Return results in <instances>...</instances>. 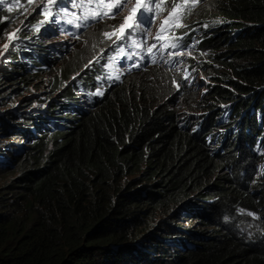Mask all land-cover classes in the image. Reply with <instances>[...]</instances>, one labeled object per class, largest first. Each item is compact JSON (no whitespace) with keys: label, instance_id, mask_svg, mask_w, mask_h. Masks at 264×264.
Listing matches in <instances>:
<instances>
[{"label":"trees","instance_id":"16d2710c","mask_svg":"<svg viewBox=\"0 0 264 264\" xmlns=\"http://www.w3.org/2000/svg\"><path fill=\"white\" fill-rule=\"evenodd\" d=\"M206 4L262 25L238 30L245 36L232 44V72L208 88L206 99L219 103L189 119L200 130L182 127L179 112L155 100L145 86L156 80L142 71L78 112L46 109V119L30 100L35 93L8 105L42 77L55 97L72 99L59 79L70 82L93 46L57 60L58 43L46 42L53 16L45 21L27 0L0 4V38L13 29L0 63V264H264V239L243 241L232 221L239 206L264 213V181L250 185L253 146L264 144V48L252 43L264 39V0ZM208 26L214 31L201 47L231 31L216 20ZM214 136L224 138L221 148ZM180 216L194 223L184 226Z\"/></svg>","mask_w":264,"mask_h":264},{"label":"clouds","instance_id":"9594fccd","mask_svg":"<svg viewBox=\"0 0 264 264\" xmlns=\"http://www.w3.org/2000/svg\"><path fill=\"white\" fill-rule=\"evenodd\" d=\"M207 1L209 0H199L191 11L180 13L182 19L177 20L174 16L169 20L168 24H164V20L169 17V12L171 11L170 4L167 6L162 5L163 11L160 8H156L154 12H146L144 17L139 21L131 18L130 9L133 5L129 4L122 12H126L127 16L130 17L128 24L135 25L132 29V36L117 40L116 35H112L111 37L105 36V33H112L116 30L115 25L102 26L105 24V21L112 19H90L87 21L80 19L83 16L93 15L96 11L95 4L89 5L87 0H83V3H81V0H76L78 6L73 7L71 0H67L61 7L60 14L53 15L56 26L49 37L46 38V42L50 46L58 43L57 46L53 47L57 60L69 55L71 44L79 40L83 34L92 31L91 29L94 30L96 24H101L102 33L98 36V38L100 37L98 44L93 46L89 55L79 65L81 68L73 71L67 77L71 81H63L60 84V88H70L69 92L73 95V98L65 99L61 96L59 97L58 94V98L54 97L58 101L57 106H60L65 112L84 110L91 107L96 102V99L101 98L112 86L128 79L135 73L134 71L138 72L137 70L141 69L140 71L143 72L151 68V71L155 72L153 68L156 66L175 69L179 75L178 81H180L182 86L181 73L189 72L188 84H190L191 79L194 77L193 84L197 78V73H205L206 69L212 68L213 70L208 71L206 74L208 80L203 83L207 86L206 89L208 91L210 85L215 80H219L217 77L218 73L216 74L217 70L222 69L225 64L232 63L236 59V52L232 50L235 45L232 44L239 36H245L243 33H239L240 31L238 30L244 25H262V23L254 24L253 20L242 19L228 14L225 15L223 12L206 11V8H211L209 4L204 5ZM176 3H182V0H176ZM64 7L67 8V15H65ZM52 11L55 13L57 9L53 8ZM221 13H223L221 20H218L216 15ZM69 20H72L73 23L69 24ZM215 20L231 25V31H226L220 42L209 47L202 46V48L203 40L211 36L214 31L208 24ZM237 22H242V25L232 26L233 23ZM76 24H81L82 26L78 28ZM177 24L182 26H176ZM161 25H164L163 31L161 30ZM127 27L128 25L126 24L125 29ZM118 34L119 30H117ZM58 35L59 37H57ZM261 38L263 37L261 36ZM152 45H155V47H152ZM172 45H176V47H172ZM234 57L235 59L231 61ZM132 59L136 61L131 62ZM54 92L56 96L58 91ZM251 109L252 107H249L248 111L250 112ZM39 110H45V118H50L47 116L45 108H39ZM188 110L186 109L183 112L176 111L177 113L179 112V122L182 123L181 125L184 128H186L188 123H192L193 128L200 130V122L190 121L189 119L196 114H200L201 111ZM221 128L223 130L220 131L223 132L228 129L227 125ZM213 132L218 131L214 130L206 133V136L209 138L208 144H211L210 138ZM223 141V137L214 136L213 142L215 146L221 148ZM253 152L257 155V160L251 178V186L258 179L264 181V157H262L264 144L255 143ZM236 209L238 215L232 217V221L236 224L243 241L256 244L261 238L264 239V213L262 210L244 206H239ZM196 222L199 221L196 220ZM201 222H199L200 227H202Z\"/></svg>","mask_w":264,"mask_h":264},{"label":"rangeland","instance_id":"374dc122","mask_svg":"<svg viewBox=\"0 0 264 264\" xmlns=\"http://www.w3.org/2000/svg\"><path fill=\"white\" fill-rule=\"evenodd\" d=\"M67 0H65L66 2ZM34 5V6H33ZM39 5V14L42 13L41 9L43 7V5H40V0H33V2L31 4H29V6L27 8H31V9H35V11L37 10ZM48 7H50V5H48ZM206 11L211 10V8H206ZM223 13L216 15V18L218 20H221V16ZM225 15H227V13H225ZM125 17L127 16L126 12H122L118 17H115L112 20H107L105 21V24L102 25L103 27L106 26H111V25H115L116 30H118V26L124 22ZM214 19V18H213ZM212 19V20H213ZM96 30V34L94 38H89V36H87L86 34H83L79 40L74 41L71 46H70V53H73L75 51L76 48H80L82 46H88V47H92L96 44H98L99 42V38L98 36H100V34L102 33V28L101 27H94ZM12 36H13V29H10L8 31V33H6L4 35L3 38H0V63L6 59V53L7 50L11 48L12 46ZM59 37V35L57 36ZM256 39V40H254ZM253 39V44L257 47V48H264V39H262L260 37L254 38ZM96 40V43H95ZM7 44L8 48L5 49L4 45ZM263 46V47H262ZM246 57H251L250 54L245 53ZM69 57V55H66L65 57V62L67 60V58ZM63 57H61L60 59H62ZM235 59V57L231 60L233 61ZM69 60V59H68ZM135 59H132L131 62H135ZM230 62V61H229ZM227 63V62H226ZM64 64V63H63ZM62 63H59L58 66L56 65L55 67H58L57 70V77L60 74V72L62 71ZM228 65V66H227ZM232 66H230L229 64H225L223 66L222 69H218L216 74H224V73H231L232 72ZM52 69V68H51ZM154 71L156 72H152L151 68L148 70H145L142 72L141 76L143 77H150V75L152 74L151 77L154 78V80H156V83L150 84L147 83L146 84V88L148 90V92L150 93V91L154 92L155 95L154 96L155 100L157 102H164L166 105H169L170 108H173L174 111H179V112H183L186 111V109L188 111L190 110H200L202 114H207L208 111H210L209 109L214 106V104H218L219 101L216 99H206L207 96V89H206V85L203 84L205 81L208 80L207 77V72L208 71H212L213 69H206L205 73L204 72H199L197 73V78L195 80V83L192 84V82L194 81V77L193 79H191L190 84H188L189 82V72H183L181 73V79L183 81V86L181 85L180 81H178V73L175 69H171V68H167V67H163V66H156L155 68H153ZM141 69L137 70L140 71ZM136 72V71H134ZM186 74V75H184ZM128 76V75H127ZM47 78L48 77H42V78H37L34 83L30 84L29 86H27V88H21L20 91H17L15 93L12 94L11 96V100L9 102L8 105H12V102L14 100V102H17V100L22 96V95H30L32 93H35V95L33 96L32 99L30 100H34L33 104L34 106H38L39 108L43 109H52L55 110L57 113L55 114H63V112H65V110L61 109L60 106H53L52 105V99L55 97V92L53 90H50L49 88V84L47 82ZM60 83L61 84L63 81L60 78ZM21 93V94H20ZM166 99V100H165ZM228 100H230L231 102V98H229ZM42 118L38 119V121H40ZM22 139H19V141ZM214 143H212L213 145ZM215 145V144H214ZM262 157H264V153L262 154ZM12 172H15V170H11ZM256 184V182H253L254 186ZM156 216H160L161 213H155ZM181 217V222L184 224H191L194 223L193 218L190 217H185V216H180ZM204 222V221H203ZM204 229L209 227L210 228V224L211 223H202ZM207 232V230H204ZM208 233V232H207Z\"/></svg>","mask_w":264,"mask_h":264},{"label":"snow or ice","instance_id":"6c2138e0","mask_svg":"<svg viewBox=\"0 0 264 264\" xmlns=\"http://www.w3.org/2000/svg\"><path fill=\"white\" fill-rule=\"evenodd\" d=\"M8 0H0V4H5ZM29 4L33 2V0H27ZM72 6L77 7L76 0H71ZM199 2V0H182V3H176V0H87L89 5L95 4L96 11L91 16H83L80 19L87 20H100V19H114L119 16L125 8L132 4L133 6L130 9L131 18L139 21L144 17L146 12H154L156 8H160L163 11L162 5H171V11L169 12V17L164 20V24H168L169 20L175 16L177 20L182 19L180 13L191 11L192 8ZM83 3V0H81ZM65 4V0H40V5H43L41 11L45 16V21H47L53 15H59L61 7ZM51 5L56 8L57 11L53 13L52 8L48 7ZM107 9V10H105ZM12 9L9 8V11ZM65 15H67V10L65 8ZM130 17H125L123 23L118 26L119 34L117 35V30H114L112 33H105V36L111 37L112 35H116L117 40L130 38L132 36V29L135 26L134 24H128V20ZM55 21H53L54 23ZM41 23H44L42 21ZM69 24L73 23L72 20L68 21ZM128 25L127 29H125V25ZM81 24H76V27H81ZM176 26H182L177 24ZM164 25H161V30L163 31ZM18 31V30H17ZM115 42V41H114ZM5 49L8 48V45H4ZM155 47V45H152ZM172 47H176V45H172Z\"/></svg>","mask_w":264,"mask_h":264},{"label":"bare ground","instance_id":"6f19581e","mask_svg":"<svg viewBox=\"0 0 264 264\" xmlns=\"http://www.w3.org/2000/svg\"><path fill=\"white\" fill-rule=\"evenodd\" d=\"M34 6V5H33ZM228 66V65H227Z\"/></svg>","mask_w":264,"mask_h":264}]
</instances>
